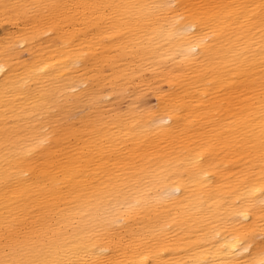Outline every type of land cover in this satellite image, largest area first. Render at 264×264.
<instances>
[{"label": "bare ground", "instance_id": "1", "mask_svg": "<svg viewBox=\"0 0 264 264\" xmlns=\"http://www.w3.org/2000/svg\"><path fill=\"white\" fill-rule=\"evenodd\" d=\"M0 264H264V0H0Z\"/></svg>", "mask_w": 264, "mask_h": 264}]
</instances>
